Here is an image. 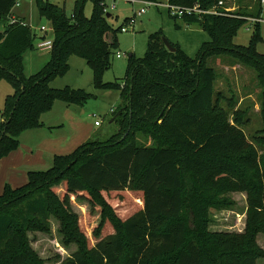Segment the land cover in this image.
<instances>
[{"label": "trees", "instance_id": "16d2710c", "mask_svg": "<svg viewBox=\"0 0 264 264\" xmlns=\"http://www.w3.org/2000/svg\"><path fill=\"white\" fill-rule=\"evenodd\" d=\"M15 1L0 0V80L13 87L0 113V162L19 148L24 131L44 125L41 117L56 101L85 106L96 97L82 88L51 84L66 75L73 55L94 70L95 88H120L121 103L111 120L119 131L91 137L72 152L55 155L48 170H30L20 187L6 184L0 195V264H41L27 250L24 233L37 226L47 230L57 205L71 209V195L87 200L92 208L100 200L108 214L94 229V235H104L95 245L89 244L76 217L75 232L83 243L60 264H257L255 238L264 233L260 21L248 45H240L234 37L249 17L240 11L171 14L210 34L198 56L190 57L172 43L176 50L171 51L157 32L150 36L144 58L130 55L123 82L105 83L103 73L112 66L118 43L104 0H91L90 17L84 13L89 0H75L71 14L65 0L64 6L35 0L40 17L51 24L48 36L54 45L50 61L31 76L24 72V54L34 47L38 34L24 18L11 22ZM166 1L210 9L219 0ZM108 34L114 36L112 41ZM222 56L253 69L262 88V127L251 138L243 129L250 122V107L216 90L217 72L208 60ZM139 134L152 143H140ZM61 184L66 189L60 198L55 189ZM231 192L247 193L245 232H208L207 210L229 208ZM113 194L139 195V209L123 213L124 201L110 198ZM215 249L221 251L222 263H217Z\"/></svg>", "mask_w": 264, "mask_h": 264}, {"label": "rangeland", "instance_id": "374dc122", "mask_svg": "<svg viewBox=\"0 0 264 264\" xmlns=\"http://www.w3.org/2000/svg\"><path fill=\"white\" fill-rule=\"evenodd\" d=\"M52 1L64 6V0ZM65 1L66 11L71 14L75 0ZM105 1L108 4L111 3V0ZM220 1H222V4H219ZM158 2L166 3L167 1L158 0ZM143 7L145 5L141 1H118L117 7L109 11L113 15L109 17V22L116 30L115 36L118 47L114 50L112 66L103 73V82H114L116 80L120 83L123 82L128 74L130 54H134L137 59L144 58L148 52L150 36L154 33L162 32V38L165 37L170 43L178 45L181 50L193 58L198 56L203 44L211 40L210 34L201 28L199 24H187L181 18L175 19L165 6L151 5L146 7L145 13L140 14L139 12ZM213 7H216L219 12L240 11L249 16L247 22L239 28L234 37V42L240 45H248L254 24L260 21L263 40L258 43L257 48L264 53V0H219L217 6ZM92 8V1H87L84 8L87 17L91 16ZM12 12L14 13L11 15L18 20L24 17L17 14L25 16L24 21L38 34V37L34 40V47L24 54V72L27 76H31L41 70L51 59L50 49L41 50L38 48L39 36L42 34L41 27L51 29V24L47 19L40 17L35 0H22L19 5L13 6ZM123 27H126L127 31H123ZM51 33H49L50 36ZM113 37L112 34H108V41H112ZM117 52L122 54L121 58L117 57ZM208 64L213 66L217 72L215 82L217 92H222L227 97H234L235 100L239 99L238 105L244 108L250 107V122L243 126V129L251 138L252 134L262 127V114L260 111L262 88L259 85L256 72L241 63L235 64L229 56L213 57L208 60ZM126 83L127 81L122 85L125 86ZM52 85L57 88L65 86L82 88L96 95L95 98L89 100L84 108L87 114L84 115L85 124L83 126L87 132L93 131L94 133L97 131L92 137L98 136V131L105 132V136L100 138H105L119 131L118 127L111 122L113 117L111 109H116L120 105L121 89L95 88L94 70L86 63L85 59L76 55L71 56L69 71L64 76L56 77L52 81ZM12 92L13 87L10 83L6 80H0V113L7 95ZM57 109L55 108L54 111H57ZM72 109L76 117L78 109L81 108L74 105ZM96 121L101 122V126H96ZM79 131V133L83 132L82 129ZM146 138L148 136L145 134L138 135L140 143L151 144L152 140L148 142ZM50 167L51 163L48 161L44 167L42 165L39 169L48 170ZM27 180L28 171L18 170L14 174L11 172L5 173L3 169L0 176V195L4 192L6 184L16 188L25 184ZM65 189V184H61L55 189L60 198ZM138 196L109 195L112 199L120 197L124 201L123 213H131L139 209L138 200H136ZM229 196L232 201L229 208L207 210L208 232L212 234L224 232L242 234L245 232L248 210L247 193L231 192ZM55 212L56 214L50 218V226L47 230L39 229L37 226V229L27 231L23 236L27 250L41 264H60L64 258L71 255L82 245L83 239L75 232L76 217L80 218L81 228L87 234L90 245H95L104 236L94 235V229L102 225L104 216L108 214L107 208L100 200H97L96 206L92 208L87 200H81L76 198L75 195H71V209L67 210L59 204ZM241 241H245V239H241ZM255 242L256 252L259 254L257 264H264V233H258ZM215 250L217 263L220 261L222 263L221 251Z\"/></svg>", "mask_w": 264, "mask_h": 264}, {"label": "crops", "instance_id": "0c3cea01", "mask_svg": "<svg viewBox=\"0 0 264 264\" xmlns=\"http://www.w3.org/2000/svg\"><path fill=\"white\" fill-rule=\"evenodd\" d=\"M72 106L74 105L56 101L52 110L42 115L43 126L24 131L20 135L19 148L1 160L0 176L3 169L5 173L15 174L18 170H40L39 167H44L48 161L52 165L55 155L70 153L81 145V142L95 135L97 131L87 132L83 126L84 115L87 114L85 106L76 105L81 108L78 109L76 117ZM55 108H58L57 111H54ZM80 129L83 130L82 133H79ZM98 135L105 136V132L98 131Z\"/></svg>", "mask_w": 264, "mask_h": 264}, {"label": "built area", "instance_id": "2783aa9c", "mask_svg": "<svg viewBox=\"0 0 264 264\" xmlns=\"http://www.w3.org/2000/svg\"><path fill=\"white\" fill-rule=\"evenodd\" d=\"M22 0H16L15 1V5H19L21 3ZM118 1H141L145 7L141 8L140 10V14L145 13L147 8L146 7H150L151 5H160V6H165L167 9H169L170 13L173 15H177L179 17H182L184 15H188V16H192V15H204V14H218L221 13L217 10L216 7H212L210 9H205L202 8L200 4H195L193 6H175V5H170L168 2L166 3H161L158 1H142V0H111V3L108 4L105 0L104 3L105 7H104V11L106 13H109V11L115 9L117 7V2ZM219 4H222V1H220ZM217 6V5H216ZM12 20L11 22L14 23L17 21L16 17H14L13 15L11 16ZM24 24H27L26 22H23ZM52 29H47L46 27L42 26L41 27V31L42 34L40 35V42L38 44V48H40L41 50L44 49H52L53 45H54V39L53 37H49L48 33L51 32ZM123 31H127L126 27L122 28ZM117 57L121 58L122 54L120 52H117ZM115 109L112 108L111 111L113 112ZM101 122L96 121V125H100Z\"/></svg>", "mask_w": 264, "mask_h": 264}, {"label": "water", "instance_id": "95a60500", "mask_svg": "<svg viewBox=\"0 0 264 264\" xmlns=\"http://www.w3.org/2000/svg\"><path fill=\"white\" fill-rule=\"evenodd\" d=\"M107 16L109 17L110 14H107ZM163 41L166 44V46L171 50V51H175L176 48L172 46V44L167 40V38L163 37ZM131 55V54H130Z\"/></svg>", "mask_w": 264, "mask_h": 264}]
</instances>
